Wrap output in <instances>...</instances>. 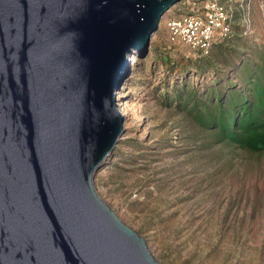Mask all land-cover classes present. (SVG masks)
<instances>
[{
	"label": "water",
	"instance_id": "95a60500",
	"mask_svg": "<svg viewBox=\"0 0 264 264\" xmlns=\"http://www.w3.org/2000/svg\"><path fill=\"white\" fill-rule=\"evenodd\" d=\"M183 0H0V264H161L95 188L118 92Z\"/></svg>",
	"mask_w": 264,
	"mask_h": 264
},
{
	"label": "rangeland",
	"instance_id": "374dc122",
	"mask_svg": "<svg viewBox=\"0 0 264 264\" xmlns=\"http://www.w3.org/2000/svg\"><path fill=\"white\" fill-rule=\"evenodd\" d=\"M215 4L231 24L212 47L228 46L198 53L172 40L169 23ZM263 70L264 0H183L148 53L131 57L119 90L125 133L95 188L161 264H264V151L223 142L198 120L217 93L247 95Z\"/></svg>",
	"mask_w": 264,
	"mask_h": 264
},
{
	"label": "trees",
	"instance_id": "16d2710c",
	"mask_svg": "<svg viewBox=\"0 0 264 264\" xmlns=\"http://www.w3.org/2000/svg\"><path fill=\"white\" fill-rule=\"evenodd\" d=\"M230 24L226 22L224 27L227 28ZM223 31L221 28L216 32L219 34ZM227 39H224L223 43L215 44L211 51L214 48L228 46ZM198 53L203 52L198 50ZM202 71L203 65H198V74ZM257 75L247 88L249 90L247 95L237 88L235 90L230 88L226 98L217 93L215 98L217 107L211 113L210 119L198 117L199 123L213 130V134L221 141L253 153L264 151V70L257 71Z\"/></svg>",
	"mask_w": 264,
	"mask_h": 264
},
{
	"label": "built area",
	"instance_id": "2783aa9c",
	"mask_svg": "<svg viewBox=\"0 0 264 264\" xmlns=\"http://www.w3.org/2000/svg\"><path fill=\"white\" fill-rule=\"evenodd\" d=\"M224 9L219 5L208 6L205 15L197 12H191L188 15L177 18V20L169 23L172 33V40L182 42L189 45L193 50H201L203 53H208L219 37L218 29L225 30L224 24L228 20Z\"/></svg>",
	"mask_w": 264,
	"mask_h": 264
},
{
	"label": "bare ground",
	"instance_id": "6f19581e",
	"mask_svg": "<svg viewBox=\"0 0 264 264\" xmlns=\"http://www.w3.org/2000/svg\"><path fill=\"white\" fill-rule=\"evenodd\" d=\"M132 59H133V58H132ZM118 97H121V95H120L119 92H118ZM125 107H126L125 104H124V105L122 104L121 107H120V110H121L122 114H124L123 111L125 110Z\"/></svg>",
	"mask_w": 264,
	"mask_h": 264
}]
</instances>
